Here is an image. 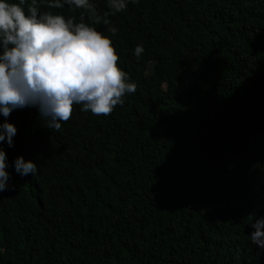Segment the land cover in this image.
Instances as JSON below:
<instances>
[{
  "label": "trees",
  "instance_id": "obj_1",
  "mask_svg": "<svg viewBox=\"0 0 264 264\" xmlns=\"http://www.w3.org/2000/svg\"><path fill=\"white\" fill-rule=\"evenodd\" d=\"M107 19L137 84L123 105H73L58 131L35 107L0 116L16 128L0 264H264L248 240L264 217V0H136Z\"/></svg>",
  "mask_w": 264,
  "mask_h": 264
},
{
  "label": "clouds",
  "instance_id": "obj_2",
  "mask_svg": "<svg viewBox=\"0 0 264 264\" xmlns=\"http://www.w3.org/2000/svg\"><path fill=\"white\" fill-rule=\"evenodd\" d=\"M129 2L136 0H106L108 10L101 14L92 0H0V116L35 107L43 125L58 131L73 105L94 115H108L123 105L137 84L117 65L112 39L95 25H108L107 17L125 10ZM65 5L70 11L82 10L79 18L51 11ZM42 6L48 10L41 11ZM107 32L114 36L117 28L109 26ZM143 52L137 44L132 54ZM15 132L13 123L0 122V142L11 147ZM6 168L0 146V192L9 187ZM13 168L20 176L37 172L36 163L21 155L14 158ZM249 226L248 240L264 249V217L252 218Z\"/></svg>",
  "mask_w": 264,
  "mask_h": 264
}]
</instances>
